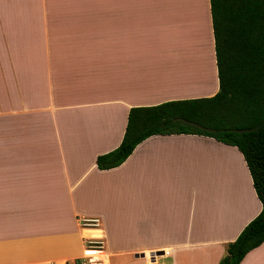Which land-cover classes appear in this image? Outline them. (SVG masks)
Here are the masks:
<instances>
[{"label": "crops", "instance_id": "crops-1", "mask_svg": "<svg viewBox=\"0 0 264 264\" xmlns=\"http://www.w3.org/2000/svg\"><path fill=\"white\" fill-rule=\"evenodd\" d=\"M79 2L100 12L21 30L13 0H0V264H76L83 215L100 218L108 264H217L262 207L235 146L152 135L120 165H96L120 144L131 107L216 93V79L184 64L194 53L171 44L177 33L165 41L183 21L214 47L210 1ZM239 264H264V241Z\"/></svg>", "mask_w": 264, "mask_h": 264}, {"label": "trees", "instance_id": "trees-1", "mask_svg": "<svg viewBox=\"0 0 264 264\" xmlns=\"http://www.w3.org/2000/svg\"><path fill=\"white\" fill-rule=\"evenodd\" d=\"M219 87L210 96L133 106L120 144L96 157L99 169L120 165L152 135L196 134L235 146L261 202L260 212L217 264H239L264 241V0H209Z\"/></svg>", "mask_w": 264, "mask_h": 264}, {"label": "rangeland", "instance_id": "rangeland-1", "mask_svg": "<svg viewBox=\"0 0 264 264\" xmlns=\"http://www.w3.org/2000/svg\"><path fill=\"white\" fill-rule=\"evenodd\" d=\"M20 0H13V7L11 10V13H7V15L10 17V19L13 20V26L18 27L17 29H36L37 24H41L42 26L39 28H61L59 25L64 24L63 21H52V19H62L64 17L70 16L72 14L81 15L84 13H92L97 14L100 12L101 6L98 4V2H94L93 5H81L72 3L74 0H46V4L42 3V0H23L21 2V5L28 4L29 6H23L19 5ZM95 1V0H94ZM90 2V1H89ZM88 3V2H87ZM96 3V4H95ZM42 15H45L46 18L45 22H37L36 17L38 20L43 18ZM2 17H0L1 19ZM22 21V22H21ZM9 22H1L0 21V29L8 28ZM179 26V32L176 30V26ZM62 27H65V25H62ZM189 28V27H188ZM38 29V28H37ZM36 29V30H37ZM186 23L183 21L174 22V29L172 35L166 36L165 41L171 40V36H173V33H177L175 35L174 40H171V44L173 46H178L177 50L180 49V52L183 50H191V52L194 53L193 57L197 59L194 65L190 64V61L184 62L187 66H195V73L194 74H201L203 72V76L207 79V81H218L217 74H215V56H214V47L211 43V41L208 39V37H199L196 36V32L193 31V33L188 32L185 34L182 30H185ZM182 31V34H181ZM180 34V35H179ZM9 40V39H7ZM200 40V42H199ZM26 38H21L22 45L25 44ZM204 41V42H203ZM20 39L13 38L12 44L13 46H18L20 43ZM171 44H167L165 46V43L162 44L166 47V49H170V51H174V49L171 48ZM179 44L181 45L179 48ZM197 64L199 67L196 68ZM190 69V68H188ZM189 72L191 70H188ZM195 77V75H194ZM192 78V81H196L195 78ZM199 188L201 187V184H198ZM193 193V190L190 191V195ZM88 232V236L91 237H103V228L100 226L98 228H86L85 229ZM76 264H78V259H76Z\"/></svg>", "mask_w": 264, "mask_h": 264}, {"label": "built area", "instance_id": "built-area-1", "mask_svg": "<svg viewBox=\"0 0 264 264\" xmlns=\"http://www.w3.org/2000/svg\"><path fill=\"white\" fill-rule=\"evenodd\" d=\"M83 228H98L101 221L98 216L83 215L78 218ZM78 264H108V253L104 237H84L83 255L78 258Z\"/></svg>", "mask_w": 264, "mask_h": 264}, {"label": "bare ground", "instance_id": "bare-ground-1", "mask_svg": "<svg viewBox=\"0 0 264 264\" xmlns=\"http://www.w3.org/2000/svg\"><path fill=\"white\" fill-rule=\"evenodd\" d=\"M177 68V67H176ZM183 71V70H182Z\"/></svg>", "mask_w": 264, "mask_h": 264}]
</instances>
